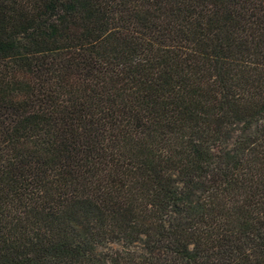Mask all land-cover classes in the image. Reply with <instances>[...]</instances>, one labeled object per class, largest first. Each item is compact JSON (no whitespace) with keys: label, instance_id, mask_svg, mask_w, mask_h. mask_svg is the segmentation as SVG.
I'll list each match as a JSON object with an SVG mask.
<instances>
[{"label":"trees","instance_id":"16d2710c","mask_svg":"<svg viewBox=\"0 0 264 264\" xmlns=\"http://www.w3.org/2000/svg\"><path fill=\"white\" fill-rule=\"evenodd\" d=\"M0 264H264V0H0Z\"/></svg>","mask_w":264,"mask_h":264}]
</instances>
